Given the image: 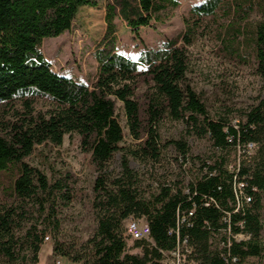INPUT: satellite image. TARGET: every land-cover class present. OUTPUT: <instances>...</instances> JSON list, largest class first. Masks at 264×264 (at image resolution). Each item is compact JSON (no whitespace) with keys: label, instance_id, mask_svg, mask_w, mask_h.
Here are the masks:
<instances>
[{"label":"trees","instance_id":"obj_1","mask_svg":"<svg viewBox=\"0 0 264 264\" xmlns=\"http://www.w3.org/2000/svg\"><path fill=\"white\" fill-rule=\"evenodd\" d=\"M102 1L106 31L94 52V82L87 85L56 72L43 42L70 31L81 8L95 9ZM180 6V0H0L2 264H39L45 238L49 233L56 238L61 207L74 198V177L63 169L49 178L25 160L38 146L60 147L65 136L74 134L97 174L93 208L98 225L88 243V264H163L165 254L183 242L193 264H234L233 257L245 264L262 257L264 96L236 128L226 118L210 116L187 74L190 48L212 37L221 58L252 67L264 80V0H202L190 8L183 31L161 47L147 48L137 59L119 52L120 24L140 36V30L164 22L165 14ZM208 18L215 29L206 26ZM142 84L146 90L138 96ZM39 100L49 108L37 110ZM118 104L130 149L122 147L126 134ZM166 120L196 126L202 120L198 134L208 139L212 153L196 169L185 141L162 144L160 126ZM249 143L256 145L255 153L239 157L238 148ZM169 145L176 147L184 171L193 169L188 185L159 178L156 191L145 197L129 157L160 165L162 149ZM119 152H124L122 171L112 177L106 166ZM238 159L239 168L230 172L228 164ZM238 184H243L241 200ZM131 218L150 228V237L132 247L125 238ZM236 235L247 239L237 241ZM70 250L56 241L47 264H56L57 256L70 258Z\"/></svg>","mask_w":264,"mask_h":264},{"label":"rangeland","instance_id":"obj_2","mask_svg":"<svg viewBox=\"0 0 264 264\" xmlns=\"http://www.w3.org/2000/svg\"><path fill=\"white\" fill-rule=\"evenodd\" d=\"M202 0H180L181 6L165 14L162 23H153L151 27L140 30V36L130 31L124 24H120L117 33V47L122 54L137 59L147 49L159 48L167 40L174 38L184 29V18L188 16L190 8ZM209 29H215V24L206 20ZM106 31L105 2L98 8H81L76 16L70 31L57 38H48L43 42V51L53 69L61 75H66L77 81L91 85L94 82L98 64L94 52L104 37ZM190 65L187 78L194 90L201 94L207 104L211 117H223L231 123L243 121L245 111L257 104L258 99L264 96V80L256 76L250 66L230 64L218 55V44L212 37L199 41L190 48ZM146 90L141 85L137 94L141 96ZM39 111H45L49 104L39 100L36 105ZM118 116L125 129L124 149L133 146L132 139L126 128V118L118 104ZM10 119V116L7 117ZM199 125L186 121H164L160 126L162 144L170 141H185L190 149L192 168L196 169L202 159L212 153L210 142L198 134ZM124 152L116 153L107 164L106 169L112 177H117L122 171L121 159ZM178 152L174 145L162 149L160 165L140 162L129 157L130 166L136 172L140 190L145 197L153 194L154 183L160 179L177 181L188 185L193 169L187 173L180 166L176 157ZM32 167L41 170L49 178L54 171L69 170L74 177V198L67 205L62 206L59 212L60 229L56 233H49L50 241L45 242L39 254V264H47L53 247L58 241L66 249H71V257L57 256L56 262L61 264H88L90 255L89 241L94 237L98 221L93 208V185L96 171L90 162V155L83 152L80 138L77 134L65 136L60 147L51 144L38 146L34 154L25 160ZM4 180V179H3ZM5 181V180H4ZM2 194L0 191V199ZM264 206V201H263ZM261 221L264 225V207L261 212ZM125 223V227H126ZM264 245V228L260 237ZM130 247L134 241L127 238ZM140 253V249L132 250ZM84 259L76 262L73 257ZM0 264H2L0 259ZM245 264H264V253L260 258H251Z\"/></svg>","mask_w":264,"mask_h":264},{"label":"built area","instance_id":"obj_3","mask_svg":"<svg viewBox=\"0 0 264 264\" xmlns=\"http://www.w3.org/2000/svg\"><path fill=\"white\" fill-rule=\"evenodd\" d=\"M234 127H238V121L234 122ZM256 151V145L254 143H249L244 147L238 148V156L240 157L243 154L247 155H253ZM240 160L232 161L228 164L227 168L230 172H236L239 168ZM243 184H238L236 196L239 200L242 198L243 195L242 192ZM245 202H250L249 198H244ZM150 237V228L148 224L142 221H137L134 218L129 219L126 225V233L125 238H129L132 241L136 240H142V239H148ZM235 240H244L247 239L244 235H236ZM50 241V237L47 236L45 238V242ZM191 254V249L187 246L186 242H183L182 244L178 245V247L170 252L165 254V259L163 260V264H193L189 261V255ZM232 263L237 264L238 258L233 257ZM56 264H61V261H57ZM75 264V263H71Z\"/></svg>","mask_w":264,"mask_h":264}]
</instances>
